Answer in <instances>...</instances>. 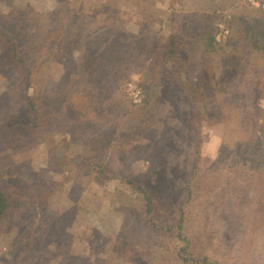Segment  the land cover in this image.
<instances>
[{
  "label": "rangeland",
  "instance_id": "1",
  "mask_svg": "<svg viewBox=\"0 0 264 264\" xmlns=\"http://www.w3.org/2000/svg\"><path fill=\"white\" fill-rule=\"evenodd\" d=\"M13 2L28 3L38 12L37 27L26 30L32 41L59 40L66 27L77 24L81 31L57 58L44 56L46 45L30 53L31 63L36 60L30 66L33 87L36 93L47 92L52 127L45 132L21 125L13 138L4 136L13 144L0 149V182L20 204V210H12L21 217L0 227V264H136L135 259L138 264H175L178 245L193 237L215 253L234 221L229 207L209 208L215 192L187 206L184 230L189 236L179 239L152 227L144 197L127 178L148 185L163 205H174L184 191L180 177L194 164V146L201 168L194 185L202 190L212 189L205 169L216 166L211 172L223 175L220 179L235 174L229 165L239 163L240 156L226 138L245 133L249 149L264 150V122L257 113L264 96L254 97L252 87L264 90V40L254 32L260 26L264 31V0ZM9 7L0 0L1 12ZM243 30L257 47L250 63L240 41L228 43L231 34L241 36ZM6 33L16 37L11 28ZM172 35H178L176 45L170 44ZM209 35L216 52L205 44ZM5 57L0 48V95H9L18 108L24 90L16 71L5 70ZM212 83H217L216 96ZM183 86L191 90L194 108L201 104L199 125L185 119L193 108ZM259 155L264 162V152ZM253 184L262 195L264 185ZM259 209L251 213L247 206V213L255 216ZM262 225L264 220L255 223L244 239L248 251L239 258L241 264L264 259ZM57 243L63 244L57 248L62 257L46 250ZM229 251L223 245L218 253Z\"/></svg>",
  "mask_w": 264,
  "mask_h": 264
},
{
  "label": "trees",
  "instance_id": "2",
  "mask_svg": "<svg viewBox=\"0 0 264 264\" xmlns=\"http://www.w3.org/2000/svg\"><path fill=\"white\" fill-rule=\"evenodd\" d=\"M4 1L10 5L7 12L3 13L0 11V48L4 49L7 54V58H3L5 63L4 68L6 71H9L10 69L16 71L20 77V86L24 90V99L21 98L20 101H18V103L21 104L18 108L17 106L12 105L14 101L11 100L9 95H0V149H11L10 145H12L13 142L10 143L7 142V140L16 136L13 131L17 133L21 125L26 128L30 125H33L35 129L45 128V132H48L49 130L51 131L52 127L50 120L53 112L49 109L46 101L47 92L43 89V92L40 91L41 93H36V90L33 87V85L35 86L33 81L34 76H32V69L30 66H32L36 60L34 63H31L32 58L30 57V53L37 52L36 49L40 47L43 48V45H46L48 48L46 49L47 51L43 53L44 56L48 58H57V56H59L64 49H67L70 45L72 46V42L79 38V36L76 35H80L79 33L81 30L79 28L81 26L78 24L74 25L76 27L73 29H67L68 27H66L63 37L53 42L47 41L46 43H41L39 40L32 41L26 30H34L37 27L34 22H36L38 12L28 3L22 5L13 2V0L11 4L9 3V0ZM22 19H24L26 23L25 21H21ZM238 25H240V23H238ZM262 27L260 26V30L256 29L254 32H257L256 37L264 40V31L261 29ZM9 28L16 33V37L14 39H11L6 33ZM137 38H139V36ZM247 38L248 37L246 36L244 30L242 31L241 36L237 35V32H235L231 34L228 43L232 45L234 41H240L243 47L247 48L245 50V56L250 63V56L253 50L257 49V47L253 44V40ZM176 39H178V35H172L169 39L171 40L170 44L176 45ZM206 39V46L211 48L214 52L218 51L217 43L213 35H209ZM182 55L184 54L182 53ZM236 71L237 70H233V72ZM224 75L218 78H225ZM212 85L213 91H211V95L216 96L217 93L215 90L217 83H212ZM252 87L254 89V97L264 96V90L262 91L259 86L254 85ZM182 88L185 93H189L193 108L188 111L185 119L189 122L196 121V124L199 125V120L196 118L199 119L203 116V113L198 110V107L201 104L194 108L196 102L191 95V90L184 86ZM257 113L258 118L262 117L264 122V108L259 107V111ZM238 120H243L241 115L238 117ZM6 134L8 135V139H6L7 137H4ZM260 137H264L263 134H261ZM248 140L246 139L245 133L236 134L225 139V142L231 144V146L227 145L228 147L237 148L234 149V151L238 152L240 156L238 161L239 163L234 162V164H228L230 169H234L235 174L222 179L218 176L223 175L218 174V176H216L213 172H211L216 169V166H212L208 170H203V173H206L207 183H209L208 186L212 188L209 190L206 187L202 190L194 185V179H196L197 176L196 174L201 170L197 163L196 155H198V152L195 151L198 149L194 146V164L191 161V166L187 169L188 172L184 173L180 177V186L184 189V191L181 195L182 199L174 205H172L173 203L169 204L167 202L164 206L157 193L155 195V192L151 191L148 185L133 178H127V182L135 189V191H138L144 197V200L146 201L144 211L147 216V221L152 222V227L160 231L165 229L168 233L179 236V239L181 237L186 239L187 237L185 236H189L187 233L188 231L186 229L184 230V227H186L185 214L187 206H191L193 203L203 202L204 199H201L202 194L206 196V193L215 192V194L212 195V198L215 200L213 202L215 205H210L209 208L217 210L218 212L225 207H229L230 210H232L230 211V216L234 221H232L229 226V231L226 230V232L222 233V238L218 240L219 246L215 253H210L208 248L195 244L193 237L190 241L185 240L178 245L179 252L175 256L177 258V262L175 264H227L230 260H233L234 264H241L242 261L239 258H242V256L243 258L247 257L246 252L248 251V245H246L244 239H246L250 233L254 232L252 231V226H255V223L258 224L259 220L262 222L264 220V192L262 195L256 193L253 184L257 182L260 183L261 186L264 185V162L261 160L259 155V151L264 152V150L249 149V146L247 145ZM0 152L2 153L1 150ZM216 163L220 166V168L222 167L220 165V161ZM228 165L225 166L228 168ZM8 191L7 187L0 182V227H4L6 223H9V221L11 222L13 219L18 220L21 217V215H18L19 212L17 213V216L14 215L15 210L13 211L12 208L17 207L20 210L19 207L21 206L16 202H12V198ZM262 191H264V186L262 187ZM167 199H169L167 200L169 202L174 201V198L173 200L170 197ZM245 203H248V205ZM247 206L248 209L251 210V213H255V211L260 208L259 212L255 216L254 214L250 215L247 213ZM191 208L192 207H189V210ZM158 224H161V226ZM263 226L264 225H262V229L259 233L261 236L264 233ZM34 240L37 239L34 238ZM227 243L229 245H226ZM62 245L63 244L57 243L55 248L47 246L46 250L49 253H53L55 250V253H60V256L62 257L60 249H57ZM223 245L229 248L230 251L228 254L218 253ZM262 245H264V239L262 240L260 246ZM67 250L69 251L68 248ZM229 254L233 257H226ZM22 255L24 256V254ZM65 260L67 259L65 258L63 261ZM78 261L79 260H75L71 262V264H76ZM134 263L138 264L136 259L134 260ZM252 263L264 264V259H260L257 263ZM41 264L43 263L41 262ZM82 264L87 263L83 262Z\"/></svg>",
  "mask_w": 264,
  "mask_h": 264
},
{
  "label": "clouds",
  "instance_id": "3",
  "mask_svg": "<svg viewBox=\"0 0 264 264\" xmlns=\"http://www.w3.org/2000/svg\"><path fill=\"white\" fill-rule=\"evenodd\" d=\"M212 142H214L217 146L219 145L220 141L218 138H213ZM202 156L206 157L208 156V153L206 151H203L202 150V153H201ZM211 158H215V154H212V157Z\"/></svg>",
  "mask_w": 264,
  "mask_h": 264
}]
</instances>
